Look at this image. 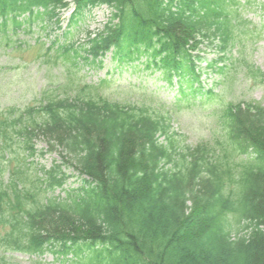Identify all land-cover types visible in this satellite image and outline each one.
<instances>
[{"label":"trees","instance_id":"trees-1","mask_svg":"<svg viewBox=\"0 0 264 264\" xmlns=\"http://www.w3.org/2000/svg\"><path fill=\"white\" fill-rule=\"evenodd\" d=\"M70 1L114 10L90 40L95 58L117 44H159L165 79L194 64L204 43L236 45L234 0H0V17L54 16ZM153 98L123 104L82 89L0 118V174L7 151L18 164L7 185L0 181V250L51 252L61 264H264V107L223 103L212 111L211 138L179 161ZM38 142L59 156L50 170L29 161ZM173 161L178 170L160 168ZM69 169L83 186L49 197L67 184Z\"/></svg>","mask_w":264,"mask_h":264},{"label":"rangeland","instance_id":"rangeland-1","mask_svg":"<svg viewBox=\"0 0 264 264\" xmlns=\"http://www.w3.org/2000/svg\"><path fill=\"white\" fill-rule=\"evenodd\" d=\"M254 1L259 2L261 0ZM250 11L249 17L254 21H259L263 11L260 9V6L254 3L250 7ZM110 15L109 10L105 6L95 9L87 20L73 25V29H70L71 33L67 35L66 40L73 37V40L76 41L78 38L83 37L82 33L86 30L97 31L108 21ZM68 19L69 13H63L60 23L61 29L56 27L55 19L51 22L46 20L44 23L41 20H37L31 24L30 34L21 30L18 32L20 36H16L10 31V34L0 37V114L8 111L10 108H24L36 105L44 89L50 85L63 84L66 78L71 79L68 77L70 68H63L65 67L64 62L58 59L53 52L46 50L58 35L63 34V30L68 26ZM76 25L78 26L77 28ZM249 37L253 40L254 45L250 42H245L247 57L264 71V30L260 39L257 36L254 38ZM240 38H243V36ZM23 41H27L28 46L24 47L21 44ZM34 42L37 43L36 46H34ZM28 47L30 48L28 49ZM103 63L102 65H98L97 63L87 65L80 62V65L77 66L73 64L72 66L75 69L72 72L77 82L75 88H83L86 85L94 88L102 87L101 94L111 95L114 99L124 103L135 102L142 96L151 97L152 92H155L154 97L156 100L153 101L152 107L154 109L164 108L161 105H165L175 116L173 131L178 133L174 137L177 148L195 145L201 141V138H207L212 129L211 121L207 119L211 113L209 108L172 106L171 103L173 102L175 91H170L166 87L165 81L157 78V74L154 75L150 70L145 69L143 64L136 63L134 66L124 65L120 69H115V64L111 62L110 56L104 59ZM65 65L66 67H71L68 63ZM106 77L110 78L112 82L104 86L102 81ZM239 88L238 97L240 99H251L264 103V84L256 85L250 80L248 84L244 83ZM163 99H166L165 103L160 102ZM170 110L168 112L162 110V112L166 116H169ZM1 141L0 139V143ZM37 148L39 151H44L46 146L44 143H39ZM4 155L7 160L1 163V168L7 167L8 171L0 174V181L7 184L10 172L18 164L11 151H7ZM58 157L57 154L37 155L33 160L36 164L33 167H36L38 170H49L55 164V161L58 160ZM28 163L29 161H26L27 165ZM66 173L70 177L65 187L66 192L80 188V179L71 177L76 174L72 170H67ZM53 196H59L63 199L66 197V193L57 190L54 194H49V197ZM9 256L13 257V261L19 264L60 263L54 262L52 253H47L42 258L21 253H9ZM70 257L71 255L68 256V258ZM71 259L75 260V257L72 256Z\"/></svg>","mask_w":264,"mask_h":264}]
</instances>
